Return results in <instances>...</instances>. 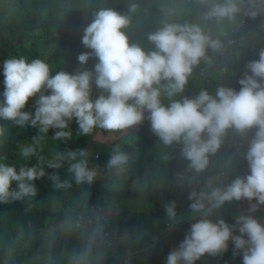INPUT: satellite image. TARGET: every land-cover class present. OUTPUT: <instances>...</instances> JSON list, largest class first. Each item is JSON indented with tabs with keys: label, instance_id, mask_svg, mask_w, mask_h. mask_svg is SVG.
I'll return each instance as SVG.
<instances>
[{
	"label": "clouds",
	"instance_id": "1",
	"mask_svg": "<svg viewBox=\"0 0 264 264\" xmlns=\"http://www.w3.org/2000/svg\"><path fill=\"white\" fill-rule=\"evenodd\" d=\"M240 2L214 0L207 17L231 19L241 11ZM259 2L264 4V0ZM136 7L132 4L130 10ZM246 16L244 12L240 27ZM129 24L130 17L114 9L97 11L81 37L90 51L77 56L84 67L75 71L53 74L45 61L22 57L7 59L0 66V122L31 127L37 133L19 147L22 159L35 158L36 163L17 167L0 155V203L35 198L36 181L45 177L56 190L78 188L84 212L67 214L49 229L44 264H104L105 225L116 210L115 195L123 187L130 156L116 146L102 167L93 163L87 148L66 149L45 157L41 152L50 131L52 140L67 142L73 138V123L77 135L90 136L97 129L117 132L148 119L163 144L181 143L191 168L203 172L229 130L246 134L254 129L245 152L248 173L224 187L210 184L209 192L191 194L190 208L201 218L191 224L179 246L168 252L164 264H196L202 256L223 254L230 247L241 264H264V222L253 215L264 205V50L247 64L238 90L221 86L214 95L201 90L195 97L174 99L184 92L194 67L207 58V50L219 48L220 42L198 24L165 23L148 34L155 47L146 51L130 42L125 31ZM92 59L96 63L88 68ZM94 89L99 94L94 96ZM165 98L168 103H164ZM8 131L6 124L0 123V146ZM98 182L112 194L113 203L88 209L90 188ZM234 200L249 201L248 213L238 215L234 223L209 218L213 209ZM164 211L169 220L176 219L175 202L167 203ZM73 233L81 234L82 243L57 255V235Z\"/></svg>",
	"mask_w": 264,
	"mask_h": 264
},
{
	"label": "rangeland",
	"instance_id": "2",
	"mask_svg": "<svg viewBox=\"0 0 264 264\" xmlns=\"http://www.w3.org/2000/svg\"><path fill=\"white\" fill-rule=\"evenodd\" d=\"M202 2L212 7L214 0H156L154 2L145 4L135 10L132 16L143 23H146L149 27L141 31L136 32L132 38L135 43L141 45L146 51L154 49V45L147 39L148 34L157 31L165 23H179V24H198L201 29L210 36L208 30L209 18L207 12L202 7ZM250 0H241V11L233 18L216 19L214 30L211 35L221 36L229 34L232 30H236L243 23L244 12L247 10ZM93 3L94 10L106 8L107 0H0V20L2 21H20L23 23L30 22L33 19V14L36 6L39 8L42 17L53 18L63 17V12L69 8L74 9V14L77 18L87 17L89 15V4ZM99 9V10H98ZM249 9V8H248ZM256 11L258 15L255 18V24L253 28L244 36L241 40H244V48H240V44L236 47V52L239 55V66L237 68L233 66V71L239 73L241 67L243 68L246 63V57L256 51V47L264 45V4L259 2ZM31 39L24 40V44L28 49L39 54V59L49 64L52 72L56 71L61 59L55 57L53 45L45 44V34L43 31L36 32L33 37L32 33L29 34ZM11 36H15L14 38ZM9 36L10 43L5 49L10 55V58H21L22 52H20V44L18 41V35L14 34ZM37 37V38H36ZM36 38V39H35ZM59 36H56L58 39ZM57 42V40H56ZM241 42V41H240ZM56 44V43H55ZM54 44V45H55ZM24 46V47H25ZM243 46V45H242ZM53 47H55L53 49ZM85 47V46H84ZM86 48V47H85ZM216 56H218L216 54ZM215 53L209 57L206 63L205 72L200 77L195 78V84L198 91L207 90L210 94H215L217 88L225 86V78L227 72V63L221 59L218 62L219 70L223 75V81L218 82L220 79H215L219 86L213 85L212 80L204 77L209 74L211 70L210 62L214 59ZM218 59V57H217ZM0 53V66L4 61ZM28 61L30 58L28 56ZM204 75V76H203ZM239 84V83H238ZM3 90V75L2 68H0V91ZM99 94V90H95V95ZM194 97V93L189 92L186 88L184 92L174 99H182L183 97ZM168 99H164V103H168ZM5 123L8 127V135L6 136L4 143L0 146V155L7 157L8 163L15 164L17 167L25 163H36L35 158L31 161H25L19 156L20 145L31 141L35 136L36 130L28 128H20L11 122ZM73 138L62 144V141H54L51 139V131L49 132V138L43 142V150L41 154L45 157L53 155L57 151H64L67 149L68 144L71 141L78 140V144L75 149L87 148L90 150L93 163L103 166L111 151L116 146H119L121 150H125L126 145H133L134 151L128 153L130 156V162L127 167V171L123 177V187L120 192L129 190H143L150 186L157 188H166L169 186V174L170 163L174 157V152L178 151V147L183 148L181 143H173L171 145L163 144L160 139L153 133L150 126V121L145 119L142 123L129 129L120 130L117 132H109L103 129H97L90 136H81L76 134L77 125L73 123ZM253 130L248 133L250 137L253 136ZM19 135L24 136L23 141H19L17 156L13 158L14 143L17 142ZM81 137H85L84 141ZM147 138L151 143L150 149L151 163L147 166L145 173L140 177H134V169L136 162L142 157V149L134 145L137 139ZM88 141H92L93 146L88 145ZM62 145V146H61ZM73 146V145H72ZM180 148V149H181ZM247 149H236L228 159V162L218 169L217 173L201 188L197 193H207L210 191L209 185L213 187H224L237 176H243L248 173L247 161L245 160V152ZM98 154L100 158H96ZM222 169V170H221ZM48 172H52V169H48ZM224 172V173H223ZM60 174L64 176L66 173L62 169ZM101 188L102 183H97ZM38 191L42 186L46 188H52L51 181L45 177L36 181ZM79 193L69 192L66 196L58 194H43L36 202L35 207L44 209L49 215L45 220V228L39 232L32 234L33 239L45 240V235L60 220L67 214H79L84 212L83 205L78 198ZM26 203L31 199L21 200ZM239 207L241 214H247L250 206V202L247 200H241ZM113 203V196L103 192H93L90 190V196L87 202L88 209H94L97 205L109 206ZM115 211L110 214V218L114 225V230L111 232V245L112 247H106L105 261L112 257H119L117 247L121 244L133 242L139 238H142L144 234H148L150 237L148 248L151 249L157 245L158 251H171L180 244V240L174 239L171 233L180 228L183 224L196 218L198 215L194 212H187L176 219L169 220L168 218L159 217L155 213L153 205L143 202L135 197H127L125 199H118L115 197ZM63 213V217L54 215L55 213ZM36 212L33 210L28 211V219L31 220L32 216ZM258 219L264 222V205H261L253 213ZM130 221L131 224L124 226L122 223ZM32 225V223H30ZM81 237V234L78 233ZM31 243L26 239V232L21 228L18 222H15L11 218L10 213H4L0 215V264H44L45 255H32ZM63 252V251H61ZM61 252L56 253L59 255ZM203 264H211V260L205 255L200 258ZM221 262L223 264H241V261H236L230 257H222ZM149 264V263H146Z\"/></svg>",
	"mask_w": 264,
	"mask_h": 264
},
{
	"label": "trees",
	"instance_id": "3",
	"mask_svg": "<svg viewBox=\"0 0 264 264\" xmlns=\"http://www.w3.org/2000/svg\"><path fill=\"white\" fill-rule=\"evenodd\" d=\"M156 0H107L106 8H111L120 12L122 14H126L130 17V24L125 29L130 42L135 43L132 36L143 29L148 28L149 26L142 21L137 20L132 16L134 11L130 10V6L135 4L136 11L139 7L144 6L145 4L154 2ZM259 4V0H250L248 4L247 16L244 21V25L237 28L236 30H232L229 34H224L221 36H213L211 35L212 31L215 27V22L217 18H209L208 22V30L210 32V37L214 40H218L220 45L227 40L234 39L237 40V44H233L230 46H224L223 51L217 52L219 49L209 48L207 50V58L202 59L200 63L194 67L193 73L188 79V83L185 88L194 93V97L199 94L198 88L195 84V78L200 77L203 73V70L206 67V63L208 62L209 57L213 54V52L220 53L219 58L227 63V72L225 78V86L232 87L235 89H239L240 85L238 84L239 79L246 71V66L249 61L258 59V54L261 50H264V45H260L256 47V51L246 57L245 66L241 71H233V66L237 68L239 66V58L237 57L236 47L240 44L241 37H244L255 24V18L258 15L256 8ZM202 7L208 13L210 10V6L204 2H202ZM89 9V15L83 18H77L74 14V9L69 8L68 10L63 12V17H53V18H44L41 15L39 8L36 6L33 14V19L30 22H20V21H2L0 20V53L2 59H9L10 55L5 49L9 46L10 38L9 36L17 34L19 41V48L22 58L27 60L28 56L31 60L39 59V54L37 52H33L28 49L24 44V40L31 39L30 33H32L33 37L36 35V32L43 31L45 34V44L53 45L54 55L55 57L61 59L59 66L56 71L52 72L53 74L57 71H75L78 68L84 67L81 66L77 60V56L82 52H88L89 49L85 48L81 42V37L83 35L84 28L93 20L97 10H94L93 3L89 4L87 10ZM99 10V9H98ZM251 12H255V15H251ZM59 36L56 39V36ZM15 37V36H11ZM37 38V37H36ZM35 38V39H36ZM57 40V42H56ZM56 43V44H55ZM55 44V45H54ZM25 46V47H24ZM96 63L95 59L89 61L87 67L92 68ZM213 82V81H212ZM213 85L219 86L218 83L213 82ZM224 86V85H223ZM253 129V133H254ZM52 133V132H51ZM250 136H244V134L237 133L234 130H229L223 138L222 145L220 149L209 157L208 167L203 172L194 171L190 162L184 158L182 149L178 147V151L174 152V157L170 163V174H169V186L167 188H157L150 186L149 188L143 190H125L119 192L115 195L116 198L122 200L127 197H135L143 202L151 204L155 208V213L162 218H168L165 214L164 208L165 205L169 202H175L177 207V216L180 217L187 212H193L190 208V204L192 203L191 194L198 193L201 188L217 173L218 169H220L223 165L228 162V159L233 154L236 149H240L238 147L232 146L231 141L239 140L246 141ZM85 138V137H84ZM83 137H81L84 141ZM24 136L19 135L17 138V142L14 143V154L13 158H15L18 151L19 141H23ZM78 140L71 141L70 144L66 145L67 149H75L78 144ZM64 144V142L62 143ZM73 145V146H72ZM136 147L142 149V157L140 160L136 162V167L134 169V177L142 176L147 166L151 163V155L150 149L152 147V143L147 139H137L134 143ZM249 144L244 146V149H247ZM62 146V145H61ZM125 150L127 153H132L134 151L133 145H126ZM222 170V169H221ZM93 192H103L112 196L111 193H108L104 187L99 188L97 184L90 188ZM74 192L79 193V189L74 187L71 190H56L52 188H46L42 186L37 193L35 198H32L30 202L26 203L24 201H10L8 203H0V215L4 213H10L11 218L18 222L21 228L26 232V239L31 243V251L32 255H45L47 250V244L45 240L33 239L32 234L34 232H39L43 228H45V220L49 215L44 209H40L35 207L36 202L40 199L43 194H58L61 196H66L67 193ZM101 206H104L101 204ZM33 210L36 212L35 215L32 216L31 220L28 219V211ZM197 214V213H196ZM241 214V210L239 207L238 201L226 202L220 208L213 209L212 214L209 218L217 219L222 218L229 223H234L235 218ZM54 215L59 216V218L63 217V213H55ZM191 221L183 224L180 228L176 229L171 233V236L174 239L180 240V242L184 239L186 233L190 230V226L196 220L200 219V215ZM32 223V225L30 224ZM124 226L130 225V221H125L122 223ZM114 230V225L111 218H108V221L105 225V239H106V247H110L108 245V240L112 237V231ZM150 237L148 234H144L142 238L134 240L133 242H128L121 244L117 247V252L119 253V257L109 258L104 262V264H164L165 258L168 254V251L159 252L157 245L148 248ZM82 243V239L78 235V233L73 234H58L57 238L54 242V252L58 253L61 251L69 250L74 247H78ZM211 260V264H223L221 262L222 257H230L235 259L236 261H241L238 256H233L231 247L228 251L219 255H210L206 254ZM196 264H203L199 259L196 261Z\"/></svg>",
	"mask_w": 264,
	"mask_h": 264
},
{
	"label": "crops",
	"instance_id": "4",
	"mask_svg": "<svg viewBox=\"0 0 264 264\" xmlns=\"http://www.w3.org/2000/svg\"><path fill=\"white\" fill-rule=\"evenodd\" d=\"M240 41H241V42H240V48L242 49V48L245 47V43H243L244 40H240ZM242 45H243V46H242ZM213 53H214V52H213ZM216 54H217L218 56H216ZM237 55H238V53H237ZM217 57H218V59H217ZM237 57L239 58V55H238ZM219 60H220V58H219V54H218V53H215V57H214V59L210 62V64H211V68H212L213 70H211V71L209 72L208 75H206V76L203 75V76L209 78L210 81L212 80L213 82L217 81V80H215V79H220V80H218V82H221V83H222V81H223V75H222L220 72H218V71H220V70H219V65H218ZM239 60H240V59H239ZM238 62H239V61H238ZM204 72H205V69L203 70V74H204ZM247 135H249V134H244V136H247ZM166 188H167V187H166Z\"/></svg>",
	"mask_w": 264,
	"mask_h": 264
},
{
	"label": "built area",
	"instance_id": "5",
	"mask_svg": "<svg viewBox=\"0 0 264 264\" xmlns=\"http://www.w3.org/2000/svg\"><path fill=\"white\" fill-rule=\"evenodd\" d=\"M234 42H235L234 39L225 41V42L222 43V44L220 45V47L218 48L219 51H223L224 46H230V45H233ZM95 90H96V89H94L93 94H95ZM234 131H235V130H234ZM249 142H250V141H247V140L244 141V142L239 141V140H235V141H231L230 143H231L232 146H234V147H242V146L246 145V144L249 143ZM87 143H88V145L93 146V148H94V144H93L92 141H88ZM95 157H96V158H100V156H99L98 154H96ZM97 206H101V205H97ZM97 206H95L94 209H95ZM107 243H108V245H109L110 247L113 246V245L110 244V243H111V238L108 240Z\"/></svg>",
	"mask_w": 264,
	"mask_h": 264
}]
</instances>
